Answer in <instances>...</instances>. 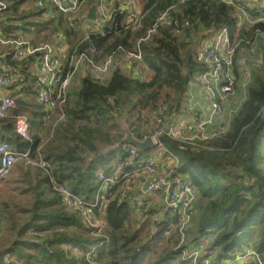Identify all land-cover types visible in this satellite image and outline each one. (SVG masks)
<instances>
[{"label": "trees", "instance_id": "obj_1", "mask_svg": "<svg viewBox=\"0 0 264 264\" xmlns=\"http://www.w3.org/2000/svg\"><path fill=\"white\" fill-rule=\"evenodd\" d=\"M31 1L14 0L11 6L12 18L19 19L24 29L33 24L26 21L32 11L26 9L23 12V5ZM141 2V28L132 31L119 22L105 36L91 34L90 40L85 41L80 49L93 45L103 57L120 45L131 48L161 13L169 11L178 18V24L161 26L141 44L145 62L143 77L128 74L122 68L113 72L105 82L85 76L81 85L69 95L65 121L55 127L50 141L41 151L51 163L53 180L87 198L92 197L96 189L97 170L103 168L108 172L112 167L110 157L116 154L117 162L123 160L126 149L131 146L124 144L107 155L102 154L124 138L122 121L129 125L137 138L144 139L151 132L140 126L142 110L148 108L149 111L164 104L169 115H173L181 109L190 82L207 69L205 63L197 60L203 39L222 30H227L232 41L244 39L246 35L253 38L257 30L264 31V22L261 21L246 28V23L241 21L243 9L238 1L233 4L221 0ZM118 18L122 16L119 14ZM185 20L190 22L187 28L182 27ZM40 21L44 24L37 21L34 25L47 26L52 22L51 19ZM67 24L62 20L58 23L63 29L61 32L68 38L71 33L76 37L78 28L72 27L68 20ZM0 27L10 31L17 29L18 25L8 23L5 16H0ZM192 31L194 38L189 36ZM178 32L184 36L177 35ZM130 34H134L131 39ZM95 58L99 57L95 55ZM256 74L238 110L229 120L225 117L229 125L225 133L208 142L210 149L179 151L174 142L166 140V143L184 156L185 163L180 172L188 175L199 191V202L195 206L198 215L195 229L190 231L191 240L212 234L211 247L218 249L219 259H226L250 244L264 264V168L259 164L264 143V72ZM30 77L31 74L26 76L25 90L34 95L35 88L28 84ZM108 97L114 98V102L110 103ZM18 104L19 110L14 113L24 111L23 100ZM33 114L37 117L42 114L43 117V110ZM38 123L32 122V127H38ZM0 126L4 130L3 141H8L16 149L31 148L36 156L39 141L22 139L15 132L10 118L0 119ZM144 154L139 152L137 158L144 157ZM37 180L40 191L29 218L24 219L10 244L6 245L7 241L0 243V264H143L144 261L145 264H192L182 257L183 249L178 247L177 236L166 235V220L134 227V223L139 222L133 220L128 199L116 196L109 201L104 212L94 210L103 224L101 234L94 235L93 228L87 227L76 213H70L60 205L46 171ZM145 225L149 228L143 236ZM65 243L72 245L75 251L89 252L90 256L74 255L73 249L63 247ZM164 243L166 246L160 252Z\"/></svg>", "mask_w": 264, "mask_h": 264}, {"label": "built area", "instance_id": "obj_2", "mask_svg": "<svg viewBox=\"0 0 264 264\" xmlns=\"http://www.w3.org/2000/svg\"><path fill=\"white\" fill-rule=\"evenodd\" d=\"M13 2L0 0V14L11 11ZM91 2L97 5L96 20L87 18ZM138 5V0H32L27 10H31L37 20H50L52 13L58 11L67 16L72 27L83 28L85 33L81 41L70 47L69 38L63 32H53L50 40L33 42L15 31H5L0 27V119H12L15 132L24 140H32L29 115L21 111L14 113L19 110L18 101L22 99L14 91L25 90L27 79L22 70L26 68L28 60H33L34 67L38 69L34 73L40 83L35 88L36 100L45 109L44 119H49L57 111L60 122L65 121L70 87L79 73L87 71L95 81L105 82L119 68L130 66L133 68L130 74L143 77L145 62L141 44L161 26L178 24V18L169 11L161 13L153 26L133 42L131 48L120 45L103 57L93 45L80 49L85 41L90 40L91 34L105 36L119 22L132 31L141 28L142 15ZM256 8L255 20L264 22V0H259ZM119 14L121 19L118 18ZM124 16L126 19L123 22ZM111 24V28H106ZM189 25V20H185L182 27ZM189 36L194 38L195 33L192 31ZM238 48V44L233 45L227 30L220 31L215 44L202 40L197 60L205 63L207 69L196 78L200 92L209 104L208 113L200 112L192 122L185 123L177 113L169 115L164 104L147 111L144 121L156 150L142 159L137 158L139 150L136 146L128 147L125 158L108 172L102 169L97 171L96 189L92 197L81 196L53 180L51 163L42 156L40 144L35 150L36 156H33L31 148L16 149L8 141H0V181L7 179L20 163L38 166L51 177L60 205L70 213H76L87 227L93 228L94 235H100L103 230L100 221L99 224L95 223V219H98L94 210L104 212L109 201L119 196L130 201L139 224H156L166 220L168 227L165 233L177 236L178 247L183 249L182 257L192 264H263L260 254L250 244L226 259H219L218 249L211 247L212 234L191 240L190 231L194 225L199 191L188 175L180 172L181 159L166 143V140L174 142L179 151L210 149L208 142L225 133L227 128L224 127L222 101L235 93L237 76L242 77L243 86L247 88L263 62L262 56L258 55L250 64L246 56L240 58L237 55ZM95 55L99 58H95ZM237 68L240 72L235 71ZM108 101L113 103L114 98L108 97ZM262 112L264 116V108ZM259 164L264 168V150L261 151ZM134 190H138L140 195L134 197ZM154 199H159L160 206H153ZM63 247L70 251L74 248L67 243ZM72 252L74 255H86L87 258L90 256L89 252L84 254L74 249Z\"/></svg>", "mask_w": 264, "mask_h": 264}, {"label": "rangeland", "instance_id": "obj_3", "mask_svg": "<svg viewBox=\"0 0 264 264\" xmlns=\"http://www.w3.org/2000/svg\"><path fill=\"white\" fill-rule=\"evenodd\" d=\"M235 1H238L239 3L237 4L240 5L243 9L241 21L243 23L244 22L246 23L247 25L246 28L247 27L250 28L256 21L255 20L256 13L254 14V12L252 13L251 11L252 10L255 11L257 10V8L254 7V8L247 9L246 7H244L245 6L244 4H245V1H248L250 5H254L256 1L255 0H235ZM29 4L30 3L25 4L23 8L24 9L23 12L27 9V7H29L28 6ZM52 17L54 19L51 18L52 22L50 25H47V26L40 25L39 28L35 29L34 31L35 36L30 35L29 38L27 39L33 42L49 40L50 36H52L51 33L53 32L59 33L63 31V29L59 28L60 26H58V23L61 20L65 22L66 26H68L67 16H65L61 12L56 11L55 13H52ZM125 19L126 18L124 16L123 22L125 21ZM14 20H19V19H14ZM26 21L27 23H33L34 25V24H37L36 22L38 20L32 14V16L27 17ZM47 21L48 20H46L45 22ZM38 23H41V22H38ZM41 24H44V23L42 22ZM257 31H258L257 34L255 33L253 34L252 36L253 38H251L250 35H246L244 39L232 41L234 46H236V44L239 45V51L237 55L240 56V58L246 56L250 64L253 63L257 59L258 55L262 56L263 62L261 66L255 71V73H257L256 75H258L259 73L263 74L264 72V31H260V30H257ZM76 33H77L76 37L73 35V33H71V36L68 39L70 47L72 45L77 44L79 41L82 40L83 33H85V31L83 28H79L78 32ZM181 34H182L181 32L177 33V35H181ZM219 34L220 32L209 35L207 37L208 44L210 43L215 44ZM133 36L134 34H130V39ZM181 36H184V35H181ZM22 71L25 76H29V74H31V71L36 73L38 69L34 67L33 65H30L29 68L23 69ZM132 71H133V68L130 69V72ZM235 71L240 72L238 68ZM245 90L246 88L243 87L242 77L237 76V84H236L235 93L233 95L228 96L225 100L222 101V106L223 108H225L224 110H226L227 114H229L225 116V117H228V120L230 119V117H232V115L240 107L239 105H240L241 100L244 97V94H245L244 92H246ZM191 93L192 92L188 90V92H186L183 95V101L181 104L182 107H183V104L189 102L188 97H191ZM174 96H176V93H174ZM23 102H24L23 104L24 111L21 110V112H25L29 115L31 125H32V122L34 121H36L37 123L39 122L38 127L34 126V128H32L33 129L32 130V140L39 141V144L42 147L41 151L43 152L44 147L47 145V143L51 139L53 130L55 129L56 126H59V124H61L62 122L60 123V121L57 118V111L53 113L49 119H45L46 121L44 119H41L40 117H37V115L33 114L34 112L41 113L42 107H43L41 105L40 106L41 108H40L36 105L38 104L36 100V93L34 95L33 93H27L26 98L25 100H23ZM190 105H191V108L185 105L184 107L192 110L193 108L192 102H190ZM147 111H148V108L142 110L140 114L141 118L143 119V122L141 121L140 123V126L142 129H148V126L146 122L144 121V115L147 113ZM44 113L45 112L43 111V117H44ZM155 150L156 148H152L149 151H145L144 157L147 158L148 155L153 153ZM175 153L181 159V163L183 165L185 163L184 156L181 154V152L175 151ZM42 155L44 154L42 153ZM117 161L118 159H117L116 154L110 157L111 166L112 165L114 166L115 164H117ZM40 169L41 167H38V166H26V164L20 163L17 166H15L12 173L8 176L7 179L0 181V243H2V241L4 242L7 241L6 245L10 244V242H12V240L16 238L18 230L24 223V219L29 218V215L31 214L30 209L32 208V204L35 201L37 193L40 191V187H38L40 183H38L37 179L42 178L45 172L43 169L41 170ZM99 221L100 219H98V221L95 219V223L99 224ZM143 227H144V230H143V233L141 234L145 236L147 233L146 230H148L149 227L148 225H145ZM165 246H166V243L163 244V246L161 247L159 251L161 252L163 247ZM143 264H145V261L143 262Z\"/></svg>", "mask_w": 264, "mask_h": 264}, {"label": "crops", "instance_id": "obj_4", "mask_svg": "<svg viewBox=\"0 0 264 264\" xmlns=\"http://www.w3.org/2000/svg\"><path fill=\"white\" fill-rule=\"evenodd\" d=\"M256 1V5L254 4V5H250L249 3H248V1H245V6L244 7H246V8H254V7H257L258 6V4H259V0H255ZM138 2H139V5H138V7H139V9L142 7V2H141V0H138ZM29 2H26L25 4H28ZM25 4L23 5V6H25ZM247 5V6H246ZM249 6V7H248ZM24 8V7H23ZM0 16H5V18L7 19V21H8V23H10V24H15V22H16V25H18V27H17V29H12V30H10V31H15V32H17L18 34H20V36H22L23 38H25V39H27V38H29V36L31 35V36H35V34H34V31H35V29H37V28H39V24L38 25H27L26 26V29H24V28H22V23H20V21L19 20H14V18H12V16H11V13H10V11L8 12V13H1L0 14ZM9 18V19H8ZM38 22H41L40 20H38ZM18 23V24H17ZM2 28V27H1ZM4 29V28H3ZM41 31V30H40ZM39 31V32H40ZM32 34H34V35H32ZM52 38V36H50V38H49V40ZM206 40H207V38H205ZM18 64V63H17ZM30 65H33L34 66V62H33V60H28V62H27V64H26V68H29L30 67ZM25 68V69H26ZM122 69H124V71H126L128 74H130L131 72H130V69H131V67L130 66H125V67H123ZM86 70H88L87 68H86ZM87 75H89V73L87 72V71H85V72H81V73H79L77 76H76V79L73 81V83H72V85H71V87H70V93H72L73 92V90L75 89V88H78V86H80L81 85V81H82V79L85 77V76H87ZM198 76V74L194 77V79L190 82V84H189V86H188V90H190L192 93H191V97H188V99H189V102L188 103H185V102H183V103H185V104H183V107L181 106V109L178 111V112H176L177 113V116L179 117V119L180 120H182V122H185V123H190V122H192L193 120H194V118L197 116V114L198 113H200V112H203V113H208V109H209V104L207 103V101L205 100V98H204V96L201 94V92H200V86H199V83H198V81H197V77ZM32 77V78H31ZM31 77H30V79L28 80V84H30L32 87H33V89L34 88H36L38 85H40V83H39V79L34 75V72L33 71H31ZM77 80H79V83L77 82ZM244 87V86H243ZM245 88V87H244ZM25 89V88H24ZM188 90H187V92H188ZM246 90H247V88H246ZM245 90V91H246ZM245 94H244V97H246V92H244ZM14 94L17 96L18 95V98H19V96H21V98L23 99V100H25V98H26V95H27V93H26V90H23V91H19V90H15L14 91ZM71 95V94H70ZM244 97H243V99L241 100V102H240V105H241V103H242V101L244 100ZM22 99H20V100H22ZM190 102H192V104H193V108H192V110L191 109H188V108H186V107H184V105L185 106H188V107H190L191 108V105H190ZM239 105V106H240ZM18 107H19V105H18ZM225 109V108H224ZM42 110L44 111L45 109H43V107H42ZM225 111V116H227V115H229V114H227V112H226V110H224ZM45 112V111H44ZM41 119H44V117H42V114L39 116ZM45 120V119H44ZM225 120H226V118H224V127H228L229 125L228 124H226V122H225ZM46 121V120H45ZM33 128V127H32ZM33 130V129H32ZM2 134H4V130L2 129V127L0 126V141H2V138H1V135ZM262 150H264V143H263V146H262ZM261 150V151H262ZM142 159H144L145 157H141ZM118 163V162H117ZM112 167H113V165H112ZM111 167V168H112ZM100 169H102V170H104V171H106L105 169H103V168H99L98 170H100ZM97 170V171H98ZM133 195H134V197H136V196H139L140 194H139V192H138V190H134L133 191ZM199 201H198V199H197V201H196V203H195V206L197 205V203H198ZM153 206L156 208V207H158V206H160V201H159V199H154L153 200ZM131 209H132V217H133V220L134 221H136L137 220V216H136V211H135V209L132 207V204H131ZM195 210H196V215H195V217H194V225H193V227H192V230H191V232H193L194 231V229H195V221H196V217H197V215H198V210H197V207H195ZM138 221V220H137ZM134 227L135 228H138V227H141L140 226V224L139 223H134ZM191 232H190V236H191Z\"/></svg>", "mask_w": 264, "mask_h": 264}, {"label": "water", "instance_id": "obj_5", "mask_svg": "<svg viewBox=\"0 0 264 264\" xmlns=\"http://www.w3.org/2000/svg\"><path fill=\"white\" fill-rule=\"evenodd\" d=\"M87 18L89 20H96L97 19V5L96 3H92L89 7ZM113 24L106 28H111ZM123 129H124V138L117 144L109 146L102 154L107 155L109 152L116 150L121 147V145H133L136 146L139 152L149 151L154 148V140L152 136H146L144 139H139L136 137L135 133L131 130L129 125L125 122H121Z\"/></svg>", "mask_w": 264, "mask_h": 264}]
</instances>
